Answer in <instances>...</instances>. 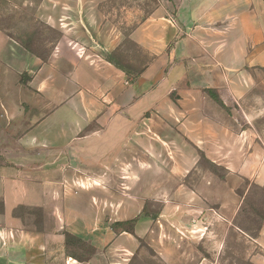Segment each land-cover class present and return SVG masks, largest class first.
<instances>
[{
    "label": "crops",
    "instance_id": "1",
    "mask_svg": "<svg viewBox=\"0 0 264 264\" xmlns=\"http://www.w3.org/2000/svg\"><path fill=\"white\" fill-rule=\"evenodd\" d=\"M110 1L38 0V19L61 33L44 59L0 28V264L126 262L115 256L133 247L118 239L109 247V239L83 238L92 240L94 252L76 260L66 254L64 236L27 229L19 211L49 212L45 195H62L58 182L51 181L81 179L83 172L96 179L100 165L108 173L109 164L121 162L118 154L144 134L141 117L171 86V76L163 81L159 72L175 38L181 37L177 49L195 63L192 88L215 90L232 107L230 117L208 96L202 107L192 92L182 114L191 146L228 173L217 185L218 212L230 219L251 186L264 192V125L254 124L264 119V93L252 94L264 77L257 80L247 71L264 68V0H154L152 14L138 22L131 38L157 58L134 81L107 60L122 36L110 18L128 23L130 16L128 9L109 10ZM154 115L161 116V109ZM243 181L249 184L239 196ZM226 201L236 202L237 210ZM53 206L59 215V204ZM247 242L250 263L264 264V221Z\"/></svg>",
    "mask_w": 264,
    "mask_h": 264
},
{
    "label": "rangeland",
    "instance_id": "2",
    "mask_svg": "<svg viewBox=\"0 0 264 264\" xmlns=\"http://www.w3.org/2000/svg\"><path fill=\"white\" fill-rule=\"evenodd\" d=\"M38 6V0L33 4L25 0H0V28L22 48L47 57L61 33L38 19ZM111 8H122L124 12L128 9L130 16L128 23L110 18L122 36L118 45L109 49L107 58L112 57L114 63L127 68V79L134 81L157 58L155 53L143 51L131 38L138 22L152 14L155 2L111 0ZM180 39L175 38L164 53L167 61L160 67L159 78L164 81L171 76V86L162 93L161 101L141 117L138 124L144 128L141 138L130 140L129 146L118 154L121 162L109 164L108 173L106 165H100L96 179L86 177L83 172L81 179L51 181L58 182L62 195H45L51 207L49 212L36 207L28 213L19 211L26 219L27 229L66 237L70 241L65 245L66 254L77 255L79 260L93 254L89 244L92 240H84L91 238L109 239V247L116 239L133 247L129 254L123 251L122 256L116 254L122 263L126 260L123 264H251L247 241L256 235L264 218V192L251 186L240 212L230 219L218 212L217 185L228 173L222 166L207 162L201 150L191 146L186 138V117L182 115L186 103L193 92L203 107L208 94L207 90L192 88L189 74L195 63L188 53L177 49ZM247 71L257 80L264 77V68ZM260 93H264V82L252 90L253 95ZM154 109H161L162 115L155 116ZM231 110L232 107L224 108L230 117ZM254 124L259 128L264 119ZM155 127L158 132H154ZM248 184L241 182L238 193ZM203 186L210 187L211 193L205 195ZM229 187H234L233 180L229 181ZM227 201V208L237 210L236 202ZM54 204H59V215ZM79 237L81 242L74 239ZM115 246L122 247L117 243Z\"/></svg>",
    "mask_w": 264,
    "mask_h": 264
},
{
    "label": "trees",
    "instance_id": "3",
    "mask_svg": "<svg viewBox=\"0 0 264 264\" xmlns=\"http://www.w3.org/2000/svg\"><path fill=\"white\" fill-rule=\"evenodd\" d=\"M7 35H8V34H7ZM8 36H9V35H8ZM9 37H10V36H9ZM25 50H27L29 53H31V54H33V55H35V56H38V57H40V58H42V59L46 58L45 56H40V55L35 54L34 52H32L30 49H28V48H26V47H25ZM107 60L109 61V63H111L113 66H115V68H117L118 70L122 71L125 75L129 76V72H128L127 68H125V67H123V66H120V65L114 63V62L112 61V57H108ZM206 92H207L208 96H209L210 98H212V99L217 103V105L220 106V107L224 110L225 106H224L222 100H221V99L218 97V95L216 94V92H213V91H211V90H207ZM255 188H257V187H255ZM258 189H259V188H258ZM238 195L241 196L242 193L239 192ZM262 221H264V220H262ZM117 225H118L119 227H121V226H123V223H117ZM74 239L77 240V241L80 240V242H81V239H77V238H74ZM68 243H70V241H68L67 238L65 237V245H67ZM83 243H84V242H83ZM66 247H67V246H66ZM69 256L73 257V258L76 259V260H79V256H77V255L69 254Z\"/></svg>",
    "mask_w": 264,
    "mask_h": 264
}]
</instances>
